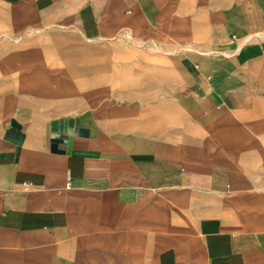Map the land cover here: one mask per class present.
<instances>
[{
  "label": "crops",
  "instance_id": "0c3cea01",
  "mask_svg": "<svg viewBox=\"0 0 264 264\" xmlns=\"http://www.w3.org/2000/svg\"><path fill=\"white\" fill-rule=\"evenodd\" d=\"M19 6L72 30L82 57L126 40L160 55L169 104L148 118L113 110L170 124L126 130L86 112L30 133L11 120L0 264H264V0H0L12 16ZM14 74L11 100L48 103Z\"/></svg>",
  "mask_w": 264,
  "mask_h": 264
},
{
  "label": "rangeland",
  "instance_id": "374dc122",
  "mask_svg": "<svg viewBox=\"0 0 264 264\" xmlns=\"http://www.w3.org/2000/svg\"><path fill=\"white\" fill-rule=\"evenodd\" d=\"M18 11L14 17L11 7H0V133L12 128L11 120L25 127L20 126L23 132H43L46 123L57 116L89 112L98 122L107 125L121 121L120 117L137 116L132 108L124 114L114 112V107L141 106V112L148 118L160 113L161 105L169 104L168 90L156 87L165 67L157 53L140 49L126 40L114 45L108 55L105 49L95 50V56L82 57V52L91 53V50L72 30L44 25L43 19L48 16L38 11L28 14L22 6ZM133 43L140 44L137 40ZM71 57H74L71 62L75 63L74 71H71ZM18 69L20 71L16 72ZM14 73H28L29 80L38 81L31 82L33 91L29 94L48 103L32 108L20 105L17 96L11 100L15 90L21 89L20 84L19 88L12 83ZM47 78H54L60 86L70 84L79 88L67 92L52 90ZM19 92L23 93V89ZM9 105L12 109L6 111ZM121 122L126 130L144 131L170 124L169 120H146L134 125Z\"/></svg>",
  "mask_w": 264,
  "mask_h": 264
}]
</instances>
